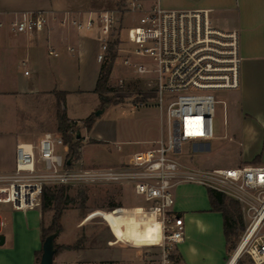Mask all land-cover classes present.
I'll return each instance as SVG.
<instances>
[{"label":"built area","instance_id":"1","mask_svg":"<svg viewBox=\"0 0 264 264\" xmlns=\"http://www.w3.org/2000/svg\"><path fill=\"white\" fill-rule=\"evenodd\" d=\"M159 1L150 0L147 7L132 0L123 10L90 12L86 20L74 22L79 30L96 32L101 66L110 60L113 42L118 43L115 50L126 42L122 33L133 46L132 55L150 60L135 69L139 79L149 81L148 92L160 112L158 140L135 153L129 162L87 169L73 167L75 160L60 132L44 134L36 145L20 143L15 171L0 174V211L2 205L17 211L37 208L44 190L55 186H128L147 203L137 207L141 214L136 217L160 225L159 241L152 246L160 251V264H178L176 249L186 232L183 217L174 211L175 189L181 184H197L240 204L244 230L227 264L235 256V264L243 256L253 264H264V165L200 169L178 157L184 145L214 139L216 106L225 104L217 99V92L240 89V33L216 27L207 10H166ZM47 25L46 12L23 13L6 20L0 9V31L7 27L14 35H33ZM49 54L55 55L52 50ZM125 64L131 65L130 58ZM59 147L67 148L66 156L58 153ZM3 226L0 219V229Z\"/></svg>","mask_w":264,"mask_h":264},{"label":"crops","instance_id":"2","mask_svg":"<svg viewBox=\"0 0 264 264\" xmlns=\"http://www.w3.org/2000/svg\"><path fill=\"white\" fill-rule=\"evenodd\" d=\"M92 1L0 0L4 18L10 16L11 19L18 14L37 11L46 12L48 16V25L41 33L14 35L11 32L17 39L6 45V51L1 52L0 49V77L7 73L12 76L11 66L8 65H11L16 54L24 47L27 52L33 50L47 58H59L54 64L36 66L33 70L35 77L29 85L17 80L10 86H3L0 82V127L6 136L5 147L0 148V174L15 171L18 144L36 145L44 134L60 132L56 92L68 93L67 115L68 98L73 93H95L101 98L95 92L101 68L91 82L82 78L83 83H88L87 88L66 90V56L77 58V70L83 73L87 71V57L95 51L98 56L100 52L96 32L79 30L74 25L75 21L86 20L90 12L107 11L96 9L97 4L102 5L101 0ZM140 1L145 5L150 2ZM159 4L166 10H207L216 27L239 31L241 87L231 92V118L228 114L226 124L223 120L222 134L216 136L214 132L213 140H227L225 147L238 158V166L241 163L264 165V0H160ZM51 50L55 55L49 54ZM21 62L19 68H27L28 61L24 60L25 65ZM26 72L28 71L24 72L25 79L30 78L32 72ZM68 118L72 121L69 115ZM159 137L160 126L155 140L141 142L152 146ZM211 141L195 144L194 149L198 154L209 153L212 150ZM4 149L6 152H3ZM143 150L146 149L130 156ZM122 163L124 162L109 166ZM120 188L133 191L128 186ZM175 197L174 211L183 217L186 232L184 242L176 249L178 264H227L228 242L224 233L223 215L212 209L208 189L197 184H181L175 189ZM0 219L4 222L0 229V264H38V253L42 250L41 224L42 221L45 223L42 209L17 211L4 205L0 211ZM88 252L87 249L61 251L55 256L54 264H88L91 256ZM66 253L72 256L68 258Z\"/></svg>","mask_w":264,"mask_h":264},{"label":"rangeland","instance_id":"3","mask_svg":"<svg viewBox=\"0 0 264 264\" xmlns=\"http://www.w3.org/2000/svg\"><path fill=\"white\" fill-rule=\"evenodd\" d=\"M101 1L102 5L97 4L96 9L120 11L125 9L132 0ZM146 6H151V2H148ZM5 19H10V16ZM122 35L126 42L116 49L117 58L113 63L109 82V86L116 91L108 96L121 99L123 102L103 105L102 99H99L95 93H73L68 98V115L72 121L80 125L84 119L91 115L95 116L92 129L88 131L82 128L78 133L81 147L79 149L80 159L74 158L73 167L75 169L129 162L132 153L151 147L148 143L141 141L155 140L159 135L161 117L153 94L148 92L149 81L139 79L135 69L137 64H149L150 60L132 55L133 46L128 43L126 34L122 33ZM15 39L17 38L7 27L3 28L0 31L1 52L6 51V45L14 42ZM120 48L122 51L118 50ZM96 52L87 57L85 64L87 71L83 73L77 70L78 59L66 56V90L75 91L88 87V83L86 81L83 83L82 78L85 77L91 82L98 69L102 68L97 63ZM127 58H130V66L125 64ZM24 60L28 61L27 68H19V63ZM58 61L59 58H47L40 52L33 50L27 52L25 47L21 48L11 65H8L11 66L12 76L8 73L4 74L0 77V82L3 86H10L17 80V82L29 85L31 79L35 77L33 70L36 66L54 64ZM25 71L32 72V76L25 79ZM231 92L233 91H221L216 94L218 100L225 102V104L221 102L216 106L214 119L216 136L221 135L224 130V113L226 119H228V114L231 118ZM142 101H144L143 106L140 104ZM4 133L3 128L0 127V148L5 147ZM92 140H97L98 143H91ZM226 141L212 140L210 142L212 150L206 154H198L194 149L195 144H187L184 145L183 153L178 157L182 162L193 167L210 169L237 167L238 158L225 147ZM57 151L66 156L67 148L59 147ZM3 152H6V149ZM120 187L116 185L65 186L69 202L61 209L62 231L57 236L56 243L61 246L87 249L88 254L91 255L88 264H160V251L157 247H152L157 245L158 240L151 235L152 228L157 227L159 223L149 224L145 220H139L136 214H141V209L135 207H145L147 203L133 191H126ZM58 188L59 186L50 187L53 192H56ZM37 202V208H41L42 201L37 199ZM3 207L4 205L1 206ZM114 208L117 210L114 211ZM107 209H110L107 213L101 212ZM55 214V210L45 213L46 228L51 226ZM88 214L89 217L86 220ZM101 215H104L105 219L99 218ZM243 230L239 231L237 237L231 238L228 244V260ZM71 256L72 254L66 253V257ZM237 264L253 263L248 257L243 256Z\"/></svg>","mask_w":264,"mask_h":264},{"label":"trees","instance_id":"4","mask_svg":"<svg viewBox=\"0 0 264 264\" xmlns=\"http://www.w3.org/2000/svg\"><path fill=\"white\" fill-rule=\"evenodd\" d=\"M117 42H113L110 45V60L104 64L101 68L100 76L97 80V85L95 92L101 97L103 105L118 104L123 102L121 99H116L114 97L108 96L110 93H114L116 90L109 86L111 70L113 63L117 58V51L115 46ZM67 92H56L57 105H58V121H59V131L65 137L66 144L69 145L70 157L75 159H80L79 149L81 147V139L78 136L80 129L85 128L90 131L95 123V116L91 115L90 117L84 119L80 125L78 123L72 122L67 115L66 110V96ZM144 104V101L140 102ZM91 143H98L97 140H92ZM259 158H256L258 160ZM210 203L212 209L217 212H221L224 219V233L227 239L228 244L232 237H237L240 230H243L244 223L242 218V211L240 204L235 200L229 199L225 195L216 192L212 189H208ZM69 202V198L66 196L65 186L58 188L56 192H53L50 188L44 190L41 202L42 212L55 210L56 214L53 218L52 224L49 228L45 227L44 222L41 224V235H42V244L46 238L56 232L62 231L61 209L64 208L65 204ZM116 208V207H115ZM57 253L55 256L64 250H80L81 248L70 247V246H61L54 242ZM42 255V250L38 253L37 263L40 264V259Z\"/></svg>","mask_w":264,"mask_h":264},{"label":"water","instance_id":"5","mask_svg":"<svg viewBox=\"0 0 264 264\" xmlns=\"http://www.w3.org/2000/svg\"><path fill=\"white\" fill-rule=\"evenodd\" d=\"M99 114L100 113H98V115ZM58 235L59 232H56L55 234L48 236L42 244L40 264H54L55 254L57 253L54 242Z\"/></svg>","mask_w":264,"mask_h":264},{"label":"bare ground","instance_id":"6","mask_svg":"<svg viewBox=\"0 0 264 264\" xmlns=\"http://www.w3.org/2000/svg\"><path fill=\"white\" fill-rule=\"evenodd\" d=\"M159 232H160V225H158L157 227L152 228L151 235H152L154 238H157L158 241H159ZM236 260H237V257L235 256V257L229 262V264H235Z\"/></svg>","mask_w":264,"mask_h":264}]
</instances>
